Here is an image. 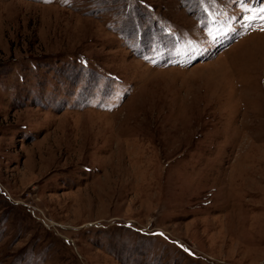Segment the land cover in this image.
Instances as JSON below:
<instances>
[{
  "label": "rangeland",
  "instance_id": "1",
  "mask_svg": "<svg viewBox=\"0 0 264 264\" xmlns=\"http://www.w3.org/2000/svg\"><path fill=\"white\" fill-rule=\"evenodd\" d=\"M264 0H0V264H264Z\"/></svg>",
  "mask_w": 264,
  "mask_h": 264
},
{
  "label": "snow or ice",
  "instance_id": "2",
  "mask_svg": "<svg viewBox=\"0 0 264 264\" xmlns=\"http://www.w3.org/2000/svg\"><path fill=\"white\" fill-rule=\"evenodd\" d=\"M262 11H264V10H262Z\"/></svg>",
  "mask_w": 264,
  "mask_h": 264
}]
</instances>
